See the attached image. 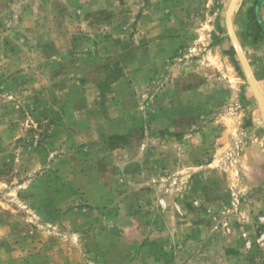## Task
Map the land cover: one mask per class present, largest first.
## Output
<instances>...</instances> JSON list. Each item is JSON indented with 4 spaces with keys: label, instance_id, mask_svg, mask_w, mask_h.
I'll use <instances>...</instances> for the list:
<instances>
[{
    "label": "rangeland",
    "instance_id": "rangeland-1",
    "mask_svg": "<svg viewBox=\"0 0 264 264\" xmlns=\"http://www.w3.org/2000/svg\"><path fill=\"white\" fill-rule=\"evenodd\" d=\"M0 0V264H264V0Z\"/></svg>",
    "mask_w": 264,
    "mask_h": 264
},
{
    "label": "water",
    "instance_id": "water-1",
    "mask_svg": "<svg viewBox=\"0 0 264 264\" xmlns=\"http://www.w3.org/2000/svg\"><path fill=\"white\" fill-rule=\"evenodd\" d=\"M235 1H236V0H233V1H232L231 8H230V12L232 11V9H233V7H234V5H235Z\"/></svg>",
    "mask_w": 264,
    "mask_h": 264
}]
</instances>
